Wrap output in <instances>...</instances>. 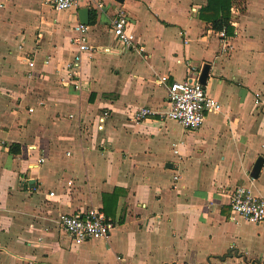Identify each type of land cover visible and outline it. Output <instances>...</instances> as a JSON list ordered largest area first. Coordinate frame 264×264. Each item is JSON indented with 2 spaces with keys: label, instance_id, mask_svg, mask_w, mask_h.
<instances>
[{
  "label": "crops",
  "instance_id": "obj_1",
  "mask_svg": "<svg viewBox=\"0 0 264 264\" xmlns=\"http://www.w3.org/2000/svg\"><path fill=\"white\" fill-rule=\"evenodd\" d=\"M40 1L0 0V264H264V223L231 208L238 187L264 198V164L253 176L264 158V0L233 9L226 49L202 19L209 0L47 4L53 18ZM82 8L90 45L111 52L84 54L76 89L60 79ZM116 12L144 52L116 40ZM206 64L222 110L201 128L134 119L144 107L165 112L169 85ZM91 210L116 227L77 243L60 216Z\"/></svg>",
  "mask_w": 264,
  "mask_h": 264
},
{
  "label": "built area",
  "instance_id": "obj_2",
  "mask_svg": "<svg viewBox=\"0 0 264 264\" xmlns=\"http://www.w3.org/2000/svg\"><path fill=\"white\" fill-rule=\"evenodd\" d=\"M42 1L52 6L56 11H65L79 7L85 0ZM114 17L113 32L116 40L127 50L144 52L145 47L129 32L130 21L128 17L123 12L114 13ZM88 29L89 27L84 24H79L75 27L77 37L74 42L77 45V50L73 60L68 62L64 67L66 74L60 79L62 85H74L76 89L83 86V82L76 77L75 70L81 64L84 54L111 52L110 48L90 45ZM219 37L223 42V48L229 47V38L226 30L219 32ZM49 63V60H47L44 64L49 65ZM28 67L31 73L41 70L35 60H29ZM192 72L197 74L196 78H190L182 82H173L169 85L168 109L165 112L158 113L144 107L136 111L134 119L141 121L160 115L162 118L181 124L188 130L201 128L206 122L208 115L220 112L222 106L218 100L208 94L205 86L200 83V73L195 66L192 67ZM167 80V77L161 79L163 83L167 82ZM258 104L259 101L257 100L256 105ZM104 115L108 116V113L105 112ZM175 153L178 154V151H175ZM43 162L44 159L39 160L40 164ZM49 195L54 197L55 193L51 192ZM231 208L233 218L234 216H238L253 224L264 223V198L256 197L248 188H236L232 194ZM59 222L63 230L77 243L94 239H107L116 227L114 222L108 220L98 210H91L82 214H62Z\"/></svg>",
  "mask_w": 264,
  "mask_h": 264
},
{
  "label": "trees",
  "instance_id": "obj_3",
  "mask_svg": "<svg viewBox=\"0 0 264 264\" xmlns=\"http://www.w3.org/2000/svg\"><path fill=\"white\" fill-rule=\"evenodd\" d=\"M244 0H209L208 5L202 10V19L211 22L215 31L221 32L226 30L228 36L233 35L232 11L234 8H241ZM216 13H213V12ZM214 14L212 20L208 19V15Z\"/></svg>",
  "mask_w": 264,
  "mask_h": 264
},
{
  "label": "water",
  "instance_id": "obj_4",
  "mask_svg": "<svg viewBox=\"0 0 264 264\" xmlns=\"http://www.w3.org/2000/svg\"><path fill=\"white\" fill-rule=\"evenodd\" d=\"M116 2H119V3H123L125 0H115ZM79 19H80V23L81 24H84V25H88L90 23V20H89V9L88 8H82L79 10ZM209 71H210V66L208 64H206L203 69H202V72H201V75H200V83H202L203 85L206 84L207 82V79H208V76H209ZM263 164H264V158L263 157H260L256 164H255V167H254V172H253V176L255 178H257L261 172V169L263 167ZM30 183L32 184L33 181H30Z\"/></svg>",
  "mask_w": 264,
  "mask_h": 264
},
{
  "label": "rangeland",
  "instance_id": "obj_5",
  "mask_svg": "<svg viewBox=\"0 0 264 264\" xmlns=\"http://www.w3.org/2000/svg\"><path fill=\"white\" fill-rule=\"evenodd\" d=\"M41 2L42 1H40V8H41V10L43 12H45L46 14H48L49 17L53 18L54 17V13L51 12V8L47 4H44L43 2L41 4ZM67 20H68V16H63L62 21L67 24Z\"/></svg>",
  "mask_w": 264,
  "mask_h": 264
}]
</instances>
